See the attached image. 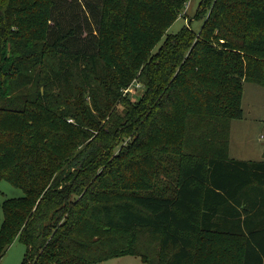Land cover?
I'll return each instance as SVG.
<instances>
[{"label":"trees","instance_id":"1","mask_svg":"<svg viewBox=\"0 0 264 264\" xmlns=\"http://www.w3.org/2000/svg\"><path fill=\"white\" fill-rule=\"evenodd\" d=\"M189 1L0 0V179L24 192L0 256L264 264V161L229 156L264 0H201L200 30L169 32Z\"/></svg>","mask_w":264,"mask_h":264},{"label":"rangeland","instance_id":"2","mask_svg":"<svg viewBox=\"0 0 264 264\" xmlns=\"http://www.w3.org/2000/svg\"><path fill=\"white\" fill-rule=\"evenodd\" d=\"M201 0H190L182 15L173 23L169 32L175 33L189 24L196 32L201 28L204 17H195ZM187 17V18H185ZM142 86L133 84L130 93L138 97ZM131 94V95H132ZM243 115L231 122L230 156L261 160L264 157V87L251 82L244 83L241 103ZM230 150V149H229ZM22 188L6 179H0V202L9 197L23 196ZM3 220V208L0 206V225ZM156 240V239H154ZM26 245L19 238L6 247L0 256V264H21L26 253ZM100 264H144L140 257L124 255L106 260Z\"/></svg>","mask_w":264,"mask_h":264},{"label":"crops","instance_id":"3","mask_svg":"<svg viewBox=\"0 0 264 264\" xmlns=\"http://www.w3.org/2000/svg\"><path fill=\"white\" fill-rule=\"evenodd\" d=\"M230 147H231V144H230ZM229 149H230L229 151H231V148H229ZM229 156H230V152H229ZM230 158H232V159H240V160L264 161V157H262L261 160L249 159V158H234L232 156H230Z\"/></svg>","mask_w":264,"mask_h":264},{"label":"built area","instance_id":"4","mask_svg":"<svg viewBox=\"0 0 264 264\" xmlns=\"http://www.w3.org/2000/svg\"><path fill=\"white\" fill-rule=\"evenodd\" d=\"M137 85L139 86L140 84L138 83ZM128 90H130V88H129V89H127L126 91H128Z\"/></svg>","mask_w":264,"mask_h":264}]
</instances>
